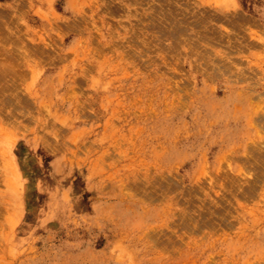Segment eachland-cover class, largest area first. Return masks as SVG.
I'll return each instance as SVG.
<instances>
[{"label": "rangeland", "instance_id": "1", "mask_svg": "<svg viewBox=\"0 0 264 264\" xmlns=\"http://www.w3.org/2000/svg\"><path fill=\"white\" fill-rule=\"evenodd\" d=\"M0 264H264V0H0Z\"/></svg>", "mask_w": 264, "mask_h": 264}]
</instances>
